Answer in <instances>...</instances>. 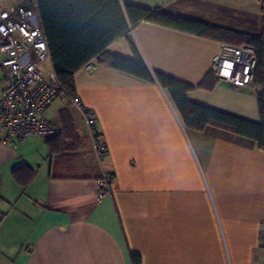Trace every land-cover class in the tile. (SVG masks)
<instances>
[{"label":"crops","instance_id":"obj_1","mask_svg":"<svg viewBox=\"0 0 264 264\" xmlns=\"http://www.w3.org/2000/svg\"><path fill=\"white\" fill-rule=\"evenodd\" d=\"M29 0H2L5 9ZM264 36V0H120ZM128 39L150 71L195 86L189 101L258 122L257 89L211 72L221 42L147 21ZM132 58L126 37L108 46ZM74 75L107 148L99 165L80 109L57 97L55 135L0 137V264H264V150L250 138L183 126L168 94L91 61ZM57 104L53 106L56 100ZM112 174L97 200L102 174Z\"/></svg>","mask_w":264,"mask_h":264},{"label":"trees","instance_id":"obj_2","mask_svg":"<svg viewBox=\"0 0 264 264\" xmlns=\"http://www.w3.org/2000/svg\"><path fill=\"white\" fill-rule=\"evenodd\" d=\"M23 6L33 9L38 15L52 69L61 85L59 97L68 105L77 97L75 73L96 61L140 81L157 82L168 94L184 127L202 131L207 126H214L250 138L264 150V36L241 35L199 20L173 15L160 8L134 4L122 6L120 0H29ZM140 21L227 42L241 37L240 43L252 45L256 57L254 85L259 121L191 102L187 93L195 86L162 72L150 71L127 37L130 27ZM123 36L128 40L132 58L108 50L110 43ZM130 259L132 264H141L140 257L134 253H130Z\"/></svg>","mask_w":264,"mask_h":264},{"label":"built area","instance_id":"obj_3","mask_svg":"<svg viewBox=\"0 0 264 264\" xmlns=\"http://www.w3.org/2000/svg\"><path fill=\"white\" fill-rule=\"evenodd\" d=\"M45 61L51 63L37 13L24 6L5 9L0 0V137L3 141L15 145V140L22 141L27 136L53 135L58 131L46 111L59 97L61 85L53 69L48 74L40 70ZM255 65L252 45L221 42L210 70L219 81L255 88ZM72 105L80 109L95 158L102 165L107 148L95 128V115L81 106L78 97L72 100ZM110 180V175L104 172L98 181L97 200L108 193ZM258 245L264 247V225L259 230Z\"/></svg>","mask_w":264,"mask_h":264},{"label":"rangeland","instance_id":"obj_4","mask_svg":"<svg viewBox=\"0 0 264 264\" xmlns=\"http://www.w3.org/2000/svg\"><path fill=\"white\" fill-rule=\"evenodd\" d=\"M4 1L6 2L7 0H4ZM40 70H41L44 74H48V72H49L50 70H52L51 63H50L49 61H45V62L41 63ZM0 76H1V71H0ZM58 102H59V100L57 99V100L55 101V103L53 104V106H51V108L54 107V105L57 104ZM72 106H73V105H72Z\"/></svg>","mask_w":264,"mask_h":264}]
</instances>
